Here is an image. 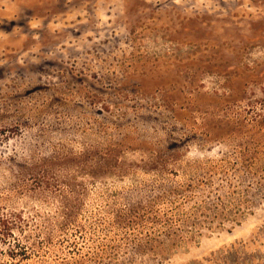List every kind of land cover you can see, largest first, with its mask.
<instances>
[{"label": "rangeland", "instance_id": "rangeland-1", "mask_svg": "<svg viewBox=\"0 0 264 264\" xmlns=\"http://www.w3.org/2000/svg\"><path fill=\"white\" fill-rule=\"evenodd\" d=\"M0 264H264V0H0Z\"/></svg>", "mask_w": 264, "mask_h": 264}, {"label": "trees", "instance_id": "trees-1", "mask_svg": "<svg viewBox=\"0 0 264 264\" xmlns=\"http://www.w3.org/2000/svg\"><path fill=\"white\" fill-rule=\"evenodd\" d=\"M133 218H135L134 216H132ZM131 219L132 218H128L127 216L126 217H121V216H119V220H120V225L122 226V227H124V226H126V227H128L129 226V223H132V221H131ZM10 235L12 236V233H10ZM3 242V241H2ZM19 248V250H21V251H25L24 250V248L23 247H21L19 244H16V243H14L13 244V246H12V248L11 249H9V252H8V255L10 256V257H15L16 256V253L17 252H15V248ZM24 255H26V254H24ZM26 257V256H25Z\"/></svg>", "mask_w": 264, "mask_h": 264}]
</instances>
